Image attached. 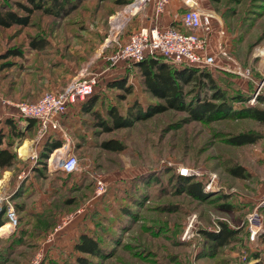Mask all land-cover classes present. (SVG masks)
<instances>
[{
  "label": "rangeland",
  "instance_id": "374dc122",
  "mask_svg": "<svg viewBox=\"0 0 264 264\" xmlns=\"http://www.w3.org/2000/svg\"><path fill=\"white\" fill-rule=\"evenodd\" d=\"M3 1L18 14L22 12L15 3L27 5L26 0ZM34 1L43 9L56 10L55 0ZM133 1L117 6L115 0H66L58 15L37 11L25 28H0V128L15 155L12 166L0 171V183L16 216L9 233L7 223L0 230V264H32L34 260L36 264H71L73 244L81 232L94 235L104 249L95 264H264V244L257 241L264 231V203L259 204L264 194V126L255 121L234 116L192 121L185 110L166 109L103 133L76 104L60 117L62 133L46 135L59 137L61 147L57 154H48L44 164L38 155L46 136L36 140L32 129L22 131L18 139L6 134L3 120L19 119L1 101L34 103L45 92L62 94L81 73L99 75L90 97L97 99L93 109L102 115L110 105L124 113L133 100L142 108L164 105L144 90L134 64L114 66L106 60L116 49L114 41L130 34L126 29L120 35L117 30L113 36V25ZM195 1L214 16L207 50L216 64L227 62L216 50L221 29L222 51L242 68H249L247 79L218 70L209 71L212 78L228 94L243 95L244 102H230L232 107L264 108L257 104L259 97L251 101L264 76V0ZM32 38L43 40L44 47L31 50ZM12 50L20 56H8ZM115 78H123L131 93L108 88L106 82ZM192 87H182L185 103L209 96L203 90L193 98ZM238 133L253 134L258 140L239 147L227 144V137ZM108 140L120 144V152L102 150L100 143ZM65 150L78 164L72 175L51 166ZM234 165L244 169L246 178L227 173ZM179 167L199 174L187 178L202 184L206 198L195 200L176 183ZM212 174L216 183L207 191L204 185ZM96 178L104 183L98 197L93 194ZM252 213L260 220L251 239L245 218ZM1 215L6 222L3 208ZM66 217L69 220L46 242L52 226ZM221 225L235 234L224 246L216 247L202 231L217 233Z\"/></svg>",
  "mask_w": 264,
  "mask_h": 264
},
{
  "label": "trees",
  "instance_id": "16d2710c",
  "mask_svg": "<svg viewBox=\"0 0 264 264\" xmlns=\"http://www.w3.org/2000/svg\"><path fill=\"white\" fill-rule=\"evenodd\" d=\"M78 1L83 0H77V2ZM126 1L127 0H115V4L117 6H123L125 5ZM26 2L27 5L15 3L17 10L22 12V14H18L12 9L7 8L4 4V1L0 0L1 29H9L11 27L25 28L29 26L31 15L37 11H42L47 14L53 12L55 15H58L59 12L64 11L63 9L66 0H60V3L55 0L54 6H56V10L53 11L49 8L43 9L42 5L34 0H26ZM43 42L44 41L41 39L32 38L29 40L28 47L33 51H38L44 47ZM9 55L17 57L20 56V53L12 50L10 53H8V56ZM133 64V68L138 71L139 79L144 90L152 98L162 101L164 105H150L142 108L137 101L133 100L131 104L126 107L124 113L119 112L115 106L110 105L105 109L104 115H102L97 109H93L97 100L94 97L89 96L90 98L87 97L89 99L86 98L83 102L81 101L77 103L85 113H88L93 117L96 127H99L103 133L129 127L134 122L145 120L156 114H160L166 109L185 110L192 121L212 122L227 116H234L236 118H248L255 121L259 125L264 126V108H256L254 106H244L238 108L232 107L230 102H244V99H242L243 95L238 91H233L230 94L225 92L218 86L216 81L212 78L211 72L209 73L208 70L174 67L164 63L160 59L151 58H146L141 62ZM189 84L193 86V98L196 96L198 97L200 92L203 90L209 92V96L204 100L195 101L192 99L190 103H185V98L182 94V87ZM106 86L108 88L122 90L125 94L131 93L130 86L125 85L123 78H115L110 80L106 82ZM257 104L264 106V102L262 101H259ZM70 106L72 105H68L67 107ZM19 122L20 120L15 121L13 118H5L3 120V124L6 127V134H8L11 139H18L22 137V131L26 132L32 129L34 130V133L36 132L37 125L34 120H23V125L21 127L19 124H16ZM4 138L5 134L0 128V171L10 168L15 162L14 152L10 149L12 147V143L7 139V137L5 140ZM257 140L258 138L253 134L238 133L228 136L226 142L230 146L239 147L254 144ZM42 143L43 144L41 145L40 149L41 152L38 155V160L40 162L45 160L48 154L61 147V141L59 137L47 138ZM99 146L102 150L109 152H120L121 150V145L114 140L104 141L100 143ZM41 164H44V162ZM227 173L230 176L238 179L246 178L247 174L239 165L229 167L227 169ZM174 178L176 183L183 188L184 192L193 199L203 200L206 198L202 192V184L200 182H193V179L181 177L177 174ZM6 222L4 217L1 215L0 226L2 224L3 225L0 230L4 228L3 226ZM202 232L204 237L209 239L213 244H215L216 247L224 246L227 241L235 234L233 231H229L222 225L217 233L208 231ZM257 241H259L261 244H264V231L258 234ZM73 251L75 252V255L74 261L71 264H95L94 260L101 258L104 254V249L103 247H100V242L98 239L94 235L88 234L87 232L79 233L76 241L73 244Z\"/></svg>",
  "mask_w": 264,
  "mask_h": 264
},
{
  "label": "built area",
  "instance_id": "2783aa9c",
  "mask_svg": "<svg viewBox=\"0 0 264 264\" xmlns=\"http://www.w3.org/2000/svg\"><path fill=\"white\" fill-rule=\"evenodd\" d=\"M136 1L138 0H134L130 5ZM177 1L180 11L178 16L179 29L169 27L159 30L155 24V19L168 4V0H140V5L135 11L152 2L153 25L131 32L123 41H114L116 49L106 60L115 66L119 63H138L146 58L160 59L164 63L174 67H187L208 71L218 70L240 79H247L249 77V68H242L235 59L227 56L222 51L220 47L221 29L218 30L216 50L217 55L227 61L226 65H217L213 55L208 52L207 43L209 36L213 32V14L200 8L195 0ZM180 29L186 32H182ZM98 76L95 73H81L62 94L56 95L45 92L34 103H11L8 101H1V103L3 106H10L14 109V116L20 120V126H22V121L25 119L34 120L37 125L35 139L38 140L50 132L62 133L59 117L65 112L68 105L77 104L93 93L98 83ZM257 97L264 102V76L253 92L251 101L254 102ZM67 150H65V153L56 156L51 166L52 169H56L65 175H72L78 171V164L76 159ZM176 173L181 177L199 176L196 171L185 167H179ZM215 183V176L213 174L208 175L204 189L210 190ZM103 191V181L100 178H96L93 191L94 197L100 196ZM263 203L264 194L259 201V204ZM4 206H6L4 211L7 219L6 223L10 225V229L7 231L9 233L15 226L16 216L9 203L7 191L2 183H0V212ZM80 212L77 211L75 214H79ZM75 214L71 215L70 219ZM67 219V217L60 219L55 227L47 233L45 236L46 242H49L61 230ZM192 220L189 224H191ZM259 220L256 213L247 215L245 218L246 229L251 239L256 233ZM32 264H36L35 260Z\"/></svg>",
  "mask_w": 264,
  "mask_h": 264
},
{
  "label": "crops",
  "instance_id": "0c3cea01",
  "mask_svg": "<svg viewBox=\"0 0 264 264\" xmlns=\"http://www.w3.org/2000/svg\"><path fill=\"white\" fill-rule=\"evenodd\" d=\"M179 3L177 0H168V4L155 19V24L159 30L169 27L178 28ZM126 13V15H125ZM126 18H125V17ZM152 2L147 3L140 10L129 13L124 11L123 18L119 20V34L124 30L131 33L141 28H147L153 25ZM176 25V26H174ZM179 29V28H178ZM181 30V29H180ZM186 32L185 30H181ZM119 36V35H118ZM125 35H122V39ZM125 40V39H124ZM23 125V124H22Z\"/></svg>",
  "mask_w": 264,
  "mask_h": 264
},
{
  "label": "bare ground",
  "instance_id": "6f19581e",
  "mask_svg": "<svg viewBox=\"0 0 264 264\" xmlns=\"http://www.w3.org/2000/svg\"><path fill=\"white\" fill-rule=\"evenodd\" d=\"M140 5V0H138V1H136L135 3H133L132 5H129V6H127L126 7V11H128V12H133V11H135V10H137L138 9V6ZM129 8V9H128ZM128 9V10H127ZM112 18H114V17H112ZM112 18H111V20H112ZM118 28H120V23H119V21H118V19L115 21V23H114V25H113V29H114V34H113V36L117 33V30H119ZM25 151V150H24ZM27 152H29V149H28V151H25L24 153H27ZM55 152V151H54ZM59 151H56L55 152V154H57ZM31 155V154H30ZM52 155V154H51ZM2 227V226H1ZM1 227H0V229H1ZM9 229H10V226H9ZM5 233V232H4ZM0 234H1V232H0Z\"/></svg>",
  "mask_w": 264,
  "mask_h": 264
}]
</instances>
